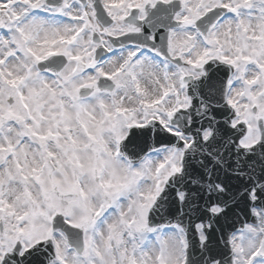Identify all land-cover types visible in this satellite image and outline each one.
I'll list each match as a JSON object with an SVG mask.
<instances>
[{
  "label": "snow or ice",
  "instance_id": "6c2138e0",
  "mask_svg": "<svg viewBox=\"0 0 264 264\" xmlns=\"http://www.w3.org/2000/svg\"><path fill=\"white\" fill-rule=\"evenodd\" d=\"M0 264H264V0H0Z\"/></svg>",
  "mask_w": 264,
  "mask_h": 264
}]
</instances>
